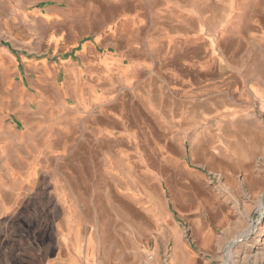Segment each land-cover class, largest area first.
Here are the masks:
<instances>
[{
  "label": "rangeland",
  "instance_id": "rangeland-1",
  "mask_svg": "<svg viewBox=\"0 0 264 264\" xmlns=\"http://www.w3.org/2000/svg\"><path fill=\"white\" fill-rule=\"evenodd\" d=\"M69 6L54 46L1 36L17 58L0 62L11 171L34 174L43 203L53 182L96 204L120 192L160 203L189 241L197 219L215 226L232 205L245 229L220 261L264 264V193L248 191L264 188V0Z\"/></svg>",
  "mask_w": 264,
  "mask_h": 264
},
{
  "label": "crops",
  "instance_id": "crops-1",
  "mask_svg": "<svg viewBox=\"0 0 264 264\" xmlns=\"http://www.w3.org/2000/svg\"><path fill=\"white\" fill-rule=\"evenodd\" d=\"M73 1L0 0V62L11 70L17 61L13 47L2 44L3 35L17 47L23 30L42 36L51 46L58 44L73 26ZM6 115L0 105V264H143L148 251L155 256L153 264H159L164 250L169 251L168 264H222L219 254L245 229L247 217L235 218V208L224 203H219L215 226L195 221L189 241L162 204L157 203L158 209L154 202L140 204L132 192H120L119 201L105 197L96 204L90 189L80 192L53 182V201H37L41 190L28 186L34 174L10 169ZM19 140L15 136L13 141ZM261 183L248 186L256 199L264 193ZM243 211L247 215L249 208ZM261 239L264 245V235Z\"/></svg>",
  "mask_w": 264,
  "mask_h": 264
},
{
  "label": "built area",
  "instance_id": "built-area-1",
  "mask_svg": "<svg viewBox=\"0 0 264 264\" xmlns=\"http://www.w3.org/2000/svg\"><path fill=\"white\" fill-rule=\"evenodd\" d=\"M10 1L16 2L19 0H10ZM154 257H155L154 254L151 251H148L145 254V260H144L143 264H153ZM158 262H159V264H168L169 263V251L168 250H164L159 254Z\"/></svg>",
  "mask_w": 264,
  "mask_h": 264
}]
</instances>
